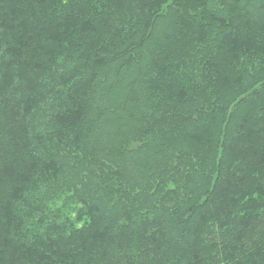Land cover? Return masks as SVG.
Segmentation results:
<instances>
[{
  "label": "trees",
  "instance_id": "16d2710c",
  "mask_svg": "<svg viewBox=\"0 0 264 264\" xmlns=\"http://www.w3.org/2000/svg\"><path fill=\"white\" fill-rule=\"evenodd\" d=\"M0 264H264V0H0Z\"/></svg>",
  "mask_w": 264,
  "mask_h": 264
}]
</instances>
